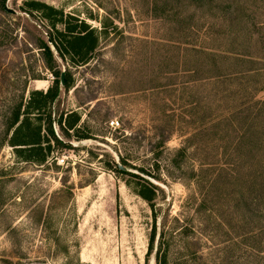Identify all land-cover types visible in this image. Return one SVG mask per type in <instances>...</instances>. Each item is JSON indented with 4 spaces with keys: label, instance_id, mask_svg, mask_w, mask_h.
<instances>
[{
    "label": "rangeland",
    "instance_id": "rangeland-1",
    "mask_svg": "<svg viewBox=\"0 0 264 264\" xmlns=\"http://www.w3.org/2000/svg\"><path fill=\"white\" fill-rule=\"evenodd\" d=\"M6 3L15 13L0 6V264H155L165 213L186 218L193 232L171 248L169 263L264 264V219L250 201L246 167L237 179L229 174L232 156L245 149L230 122L240 97H224L236 83L208 77L207 56L196 50L231 47L235 32L227 25L245 12L234 2L221 11L187 0ZM238 3L264 20V0ZM211 26L213 35L203 34ZM65 27L85 28L96 39L84 60L71 52L60 57L49 42ZM238 34V43L264 57V29ZM42 41L53 69L69 80L42 112L20 116L41 125L42 145H49L43 163L3 142L14 109L22 113L33 91L46 92L59 79ZM262 87L256 99H264ZM173 134L185 154L165 147ZM117 163L127 170L116 171ZM218 169L225 170L219 179ZM144 187L151 202L140 195Z\"/></svg>",
    "mask_w": 264,
    "mask_h": 264
},
{
    "label": "trees",
    "instance_id": "trees-1",
    "mask_svg": "<svg viewBox=\"0 0 264 264\" xmlns=\"http://www.w3.org/2000/svg\"><path fill=\"white\" fill-rule=\"evenodd\" d=\"M254 1L255 0H253V2ZM204 2H206L208 6L214 4V6L220 7L221 11L227 10L229 7L232 8V3L234 2V9H239L238 11L240 13L244 11L245 13L241 14V16L244 15V19H248L247 21L244 19L240 21L239 15L229 21L230 24L227 25L228 31L235 32L230 39L231 47L219 51L216 49L211 51L201 47L196 48V50L199 54L207 56V60L203 59V61L208 63L207 70L210 73L208 77L219 79L218 83H220V81L225 82L226 80L236 83L235 90H232L224 97L233 95V97H237V101L240 97V101H238V103L230 110V114L233 116L230 122L232 124L231 129L234 132L236 144L245 147V149L244 152L240 153L241 155L232 156L233 162L230 163L231 169L229 174L237 179L238 174L241 171V168L239 167H246L245 170L251 185L250 193L255 192V197L251 198L250 201L256 202L258 210L262 214L257 217L264 219V99H256L255 97V93L262 90V86L264 89V85H259V80L264 77V57L251 54V51L246 49L249 46L248 43H245L244 41L238 43L239 29L241 31L247 29L250 32V38V36L255 34L257 30L261 31L264 29V20L257 21L261 19V17L259 18V16L252 10H249L246 13V10H248L247 6L243 7V4H239L238 0H231L228 2L225 0H187V4L190 7L195 8L201 6ZM5 3L6 0H0V6L2 5V8ZM262 15L264 16V11ZM44 17L51 18L50 14L45 15ZM188 18L192 19L193 14ZM194 24L190 23V26H196L194 31L196 32L197 30H200V27L197 28V25ZM194 27H190V29H193ZM55 34L56 37L51 35L48 40L49 42H52L60 57H64L71 52L80 60H84L85 57L92 52L95 46L96 39L92 36L91 32H86L85 28L75 33L73 29L65 27L63 32L55 31ZM187 34L188 33L186 32V35ZM203 34L209 36L213 35V27H206ZM40 48L43 49L47 64L49 63L48 68L53 70L51 73L55 77L59 76V79H55L46 92L33 91L31 93V98L27 102L22 113L20 112V106L14 109L12 117L6 124V136L3 138V142L12 146H24L21 150H17L18 148H16L18 155L25 152L27 153L25 155L26 160L32 162L41 161L43 163L46 160L49 145H47V147L42 145L44 135L42 136L41 134V125H33L27 117L19 122L20 116L27 115L30 113L29 110H38L39 112H42L47 106V103L51 102L57 96L59 90L61 71L53 69L55 67L50 64V62L52 63L55 60L53 52L51 51L49 44L45 41L41 42ZM252 78H256V80L254 81ZM68 85L69 80L66 72L63 87L66 88ZM224 86L226 85H222V83L219 85L223 90L225 89ZM35 96H37V98H35ZM76 119L78 120V118ZM77 120H72L68 123V126L72 128ZM48 125L49 132L53 134L50 120ZM12 128H14V130L9 136ZM55 140L57 143H61V141L57 139ZM183 149L184 148H180V153ZM182 153L185 154V152ZM114 167L116 171L124 172L123 170L118 169L116 164H114ZM200 170H202V168ZM224 172L225 170L218 169L217 173L219 174H217V179L222 177ZM189 178L197 179V175L191 174ZM210 181L215 182L214 177L213 179H210ZM146 192L148 193L150 191L147 187H144V190L140 191V195L148 202H151L152 197L149 196V194L147 195ZM150 206L152 208L153 204ZM152 213L154 222L156 223V211L154 208L152 209ZM155 223L149 239L150 252L154 247V239L156 235ZM191 232L192 227L188 225L186 218L165 213L159 224L158 239L155 248V264H171L169 263L171 248L176 245L180 239H183V237H186ZM182 249L185 253L188 252V245L185 244ZM184 252L182 254H184ZM186 254L188 255V253Z\"/></svg>",
    "mask_w": 264,
    "mask_h": 264
},
{
    "label": "clouds",
    "instance_id": "clouds-1",
    "mask_svg": "<svg viewBox=\"0 0 264 264\" xmlns=\"http://www.w3.org/2000/svg\"><path fill=\"white\" fill-rule=\"evenodd\" d=\"M182 142L180 141V139L173 134L168 141H166L165 147L172 152H178L180 150V148L182 147Z\"/></svg>",
    "mask_w": 264,
    "mask_h": 264
},
{
    "label": "water",
    "instance_id": "water-1",
    "mask_svg": "<svg viewBox=\"0 0 264 264\" xmlns=\"http://www.w3.org/2000/svg\"><path fill=\"white\" fill-rule=\"evenodd\" d=\"M3 9H4L5 11L10 12V13H15V11H14L13 9H10V8L7 6V3L4 4ZM64 77H65V70L63 69V70L61 71V73H60V85H62V86L64 85ZM116 165H117L118 169H120V170H123V171L127 170V168H125V166H123V165L120 164V163H117Z\"/></svg>",
    "mask_w": 264,
    "mask_h": 264
},
{
    "label": "built area",
    "instance_id": "built-area-1",
    "mask_svg": "<svg viewBox=\"0 0 264 264\" xmlns=\"http://www.w3.org/2000/svg\"><path fill=\"white\" fill-rule=\"evenodd\" d=\"M114 123H115V124H118L117 121H116V122H114V121H111V122H110L111 125H113Z\"/></svg>",
    "mask_w": 264,
    "mask_h": 264
}]
</instances>
